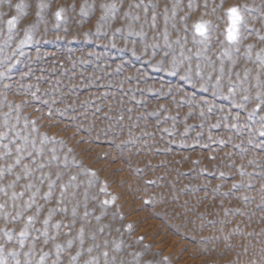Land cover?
<instances>
[{"label":"rangeland","instance_id":"374dc122","mask_svg":"<svg viewBox=\"0 0 264 264\" xmlns=\"http://www.w3.org/2000/svg\"><path fill=\"white\" fill-rule=\"evenodd\" d=\"M189 2L0 0V264H264V0Z\"/></svg>","mask_w":264,"mask_h":264},{"label":"snow or ice","instance_id":"6c2138e0","mask_svg":"<svg viewBox=\"0 0 264 264\" xmlns=\"http://www.w3.org/2000/svg\"><path fill=\"white\" fill-rule=\"evenodd\" d=\"M206 6L207 5L205 4V7ZM16 7L19 8L20 6L17 5ZM102 7H104V6L102 5ZM189 7L190 8L192 7L191 0L189 2ZM83 10L84 9L82 7L81 8V11L83 12ZM214 10L215 9H213V11ZM62 12H63V9H59V10H57L55 12V17L57 18V20H60L61 19ZM165 12L167 13V9L165 10ZM226 12H227L228 21H229V24H228L227 30H226V33H227L226 38H227V41L231 43V42L237 41V39H238L239 30H238V27L237 26L241 22L242 16L240 14V11H239L238 7H236V6H230V7H228L226 9ZM37 15H39V13ZM174 15H175V12H173V16ZM165 19L167 20V14L165 15ZM153 21H155V14L153 15ZM15 22H16V18L15 17H12L11 19H9L7 21V24H8V27H9L10 30L12 29L13 25L15 24ZM208 24H209L208 21H200V22H197V23L194 24L195 34L198 35L200 38H202L201 41H199L201 43L204 42V41H207L209 39L208 29H207V25ZM116 31L119 32L120 30L117 29ZM25 37L26 38H30L28 36V33L27 32H25ZM165 40H167V32H165ZM193 42L196 43L197 41L194 39ZM21 43H23V41H21ZM176 43H179V38L177 39ZM262 63H264V61H262ZM9 66H11V65H9ZM197 70H198L197 71V74L199 75V65H197ZM220 72L223 73V67H221ZM3 76H4V73L3 72H0V77H3ZM220 79H221V77L218 76L217 77V86L219 85ZM257 86L259 87V83H258ZM245 91H247V90H245ZM228 92L230 94L233 93L234 92V87L233 86H230L228 88ZM242 99L244 101H248L249 100V97L247 95H245V96L242 97ZM255 99L257 100V103L255 104V107H254L253 111L258 110L261 107H264V92H259L258 91L256 93ZM233 127H235V125H233ZM4 135H5L4 133H0V138H3ZM261 135H264V132H262ZM4 147H5V149H7L8 148V145H4ZM33 147H35V143H33ZM22 151H24V149H22L20 146H17L16 152L17 153H21ZM4 154L6 155L7 153H4ZM37 154H39V153H37ZM27 155L28 156H32V153L31 152H28ZM21 159H22V157L20 155H17L16 160H15V164L18 165L20 163V160ZM53 159H55V157H53ZM33 163H35V161H33ZM12 167H13L12 165H8L7 171L8 172H11ZM44 167H45L44 164H39L38 165V168H40V169H43ZM31 171H33V170L32 169H29V166L28 165H25L24 166V175L25 176H28ZM3 172H4V169H0V175H3ZM57 176H59V173H57ZM16 179L19 180L20 179V176H17ZM39 179L41 180V182H43V176L40 177ZM72 179L74 180L75 177H72ZM12 186H13V184H10L9 185V187H12ZM23 187L25 189L31 190L33 188V185L31 183H29V184L24 185ZM52 187H53V182L51 180H49V183H48L49 191L44 193V197L45 198H47V197H49L51 195V189H52ZM60 187H61V189H64V188H66V185L61 184ZM233 187H235V185H233ZM0 190H2V189H0ZM38 191H39V189H36L35 192H32L31 196H29V199L24 202V206L25 207H30L35 202V196H36V194H37ZM23 195H24L23 192H21V193H15V192H13L12 193V198L15 199V198L20 197V196H23ZM61 195H63V193H61ZM109 202L110 201H104L103 203L104 204H107ZM0 208H3V205H0ZM53 211H66V209H50L49 210V216L51 215V213ZM72 214H73V216L76 215L75 209H73V213ZM19 215H20V213H17V216H19ZM85 215H87V213H85ZM32 219H33L32 217H28V220L29 221H31ZM44 223L45 224L48 223V219L47 218L45 219ZM73 223H75L74 220H73ZM54 227H59V224L57 223L56 225H54ZM46 234L47 233L45 232V235ZM80 234H81V239H82L83 229L80 230ZM20 235L21 236H24L25 235V232L22 231L20 233ZM67 243L69 245H71L72 244V241L69 240ZM56 247L59 248L60 246L59 245H56ZM89 251H91V249H89ZM46 255L47 254L45 253L44 255L41 256V258H40L41 259V264H42V262L44 260V256H46ZM72 260L75 261V257H72ZM53 264H57V262L54 261Z\"/></svg>","mask_w":264,"mask_h":264},{"label":"clouds","instance_id":"9594fccd","mask_svg":"<svg viewBox=\"0 0 264 264\" xmlns=\"http://www.w3.org/2000/svg\"><path fill=\"white\" fill-rule=\"evenodd\" d=\"M231 4H232V0H229V4H228V5H226V7H230V6H231ZM228 24H229V21H228Z\"/></svg>","mask_w":264,"mask_h":264}]
</instances>
